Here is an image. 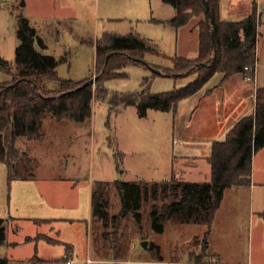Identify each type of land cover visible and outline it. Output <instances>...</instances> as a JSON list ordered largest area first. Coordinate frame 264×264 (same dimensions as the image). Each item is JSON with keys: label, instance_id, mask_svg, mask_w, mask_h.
<instances>
[{"label": "rangeland", "instance_id": "1", "mask_svg": "<svg viewBox=\"0 0 264 264\" xmlns=\"http://www.w3.org/2000/svg\"><path fill=\"white\" fill-rule=\"evenodd\" d=\"M174 12L175 8L162 0H28L26 4L25 0H0V54L11 62L19 44V17H31L30 24L46 43L41 51L56 58L61 77L79 80L91 76L94 88L98 86L96 43L108 41L109 34L139 35L161 53H146L147 64L131 61L115 69L120 75L103 81L107 97L101 98L98 87L95 90L87 122H56L47 117L45 134L40 139L17 137L16 147L37 160L36 177L9 184L6 166L0 162V217L5 218L7 236V243L0 245V257L12 261L37 254L42 262L34 264H67L70 244L68 258L72 264H87L93 233L102 232L101 227L92 223L90 213V187L95 180L108 182L110 211L116 213L121 209V200L115 179L152 182L172 175L194 181L209 179V164L203 155L188 158L196 165H183L186 172L179 177L174 173L173 155L185 143L187 147L198 145L201 149L209 145L224 123L221 114L226 109V91L203 99L202 87L186 103H181L177 112L149 108L145 116L138 113L135 105L110 106L107 102L113 92L140 90L145 78L149 79V91L153 93L184 87L196 78L195 74H156L152 67L164 70L172 66L171 56L197 55L200 17L193 16L189 23L177 28L165 20ZM219 76L211 78L207 86L221 84ZM9 78L0 73V79ZM47 85L53 88L57 82L47 81ZM116 151L122 155L117 156ZM252 172L251 190L235 192L233 188L238 186L229 188L225 190L226 200L234 194L263 200L264 146L253 155ZM149 208V203L142 207V228L131 216L122 221L118 233L128 253L139 249L146 255L143 239L159 241L161 254L169 258H185L189 251H199L206 223L170 221L161 234H155L149 228ZM98 242L102 253L106 246L103 240ZM133 243L137 245L131 250Z\"/></svg>", "mask_w": 264, "mask_h": 264}, {"label": "trees", "instance_id": "2", "mask_svg": "<svg viewBox=\"0 0 264 264\" xmlns=\"http://www.w3.org/2000/svg\"><path fill=\"white\" fill-rule=\"evenodd\" d=\"M162 1L175 8L173 17L166 21L174 27L189 23L193 16L200 17L197 23L198 52L195 57L171 56L172 66L164 70L152 67L156 74L176 77L195 74L196 78L184 87L159 93L149 91V79L145 78L140 90L113 92L107 101L110 106L135 105L141 116H145L149 108L175 113L179 102L200 90L216 72L222 73L220 82L235 73L253 77L257 63L255 47L259 20L256 0L252 2L249 15L240 20L221 18V0ZM17 23L19 44L14 61L0 54V73L10 76L9 79H0V162L6 166L9 183L14 179L36 177L37 160L16 147L17 137L40 139L45 134L44 121L47 117L56 122H87L95 90L98 87L101 98L107 97L103 81L119 76L115 69L131 61L147 64L144 60L146 53L161 55L144 37L133 33L109 34L108 41L96 43L95 83L98 86L94 88L91 76L79 80L61 77L56 58L40 50L46 44L29 19L19 17ZM47 81H56L57 86L50 88ZM263 146L264 86H261L256 90L253 113L236 121L224 139L211 143V152L207 157L210 166L208 180H183L174 175L152 182L115 179L113 183L121 200V209L116 213L110 211L108 182L95 180L91 188L92 223L102 228L100 235L95 231L92 237L97 253L101 251L97 246L98 239H101L106 248L100 255H110L117 261L124 259L128 249L118 233L122 221L131 216L142 228V207L149 203L148 223L155 234H161L170 221L178 224L206 223L207 230L199 251H189L188 257L189 264H207V233L224 192L235 186L250 187L252 158ZM116 155L122 154L116 151ZM4 223L5 219L0 217V245L7 242ZM42 236L39 234V237ZM70 249L69 244L66 260L69 259ZM144 251L149 257L163 258L158 241L149 239ZM0 264H9L8 258L0 257Z\"/></svg>", "mask_w": 264, "mask_h": 264}, {"label": "crops", "instance_id": "3", "mask_svg": "<svg viewBox=\"0 0 264 264\" xmlns=\"http://www.w3.org/2000/svg\"><path fill=\"white\" fill-rule=\"evenodd\" d=\"M26 2H28V0L27 1L25 0V4ZM252 2L253 0H221L220 1L221 18L225 20H240L247 17L251 11ZM256 3L258 7L259 20L257 25V41L255 47L257 63H256L254 75L252 78L248 79L247 76L243 75L242 73H235L221 84L219 83L213 84L212 87L211 85L207 86V82L211 78H213L216 74H220L219 78L222 77V73L216 72L204 84L203 99L205 97H210L219 91H226L227 98L223 105L226 107V109L222 114L216 111L217 112L216 114L218 115L221 114V117L224 118V123H222L223 126L221 127V130L218 131V134H216L213 137V139L210 140L209 145L207 146L205 145L203 149H201L200 147L198 148V145L196 147H191L190 145L189 147H187L188 144L185 143V146L181 149V151L173 155V160L176 162V167H177L174 168V173L178 175V177L180 175H183L184 172H186V170L183 168V165H192V166L196 165V163L194 162L192 163L189 162L188 158H198L203 155V157L207 160V157L210 155L211 152V143L214 140L224 139L227 131L234 125L236 121H238L241 117L245 115H249L253 113L254 111L256 90L258 87L264 86V0H256ZM173 15L171 17H173ZM171 17L165 18V20L167 21ZM26 18H28L29 21L31 20L30 19L31 17H26ZM197 92H195L194 94H196ZM194 94H192L187 98L182 99L179 102L178 107L181 105V103H186L185 101H187ZM209 177H210V166H209ZM180 179L190 180L189 177H181ZM31 180L34 179H14L11 182L31 181ZM261 183H264V180ZM92 184L90 187V207H91ZM251 186H252V174H251L250 187L240 186L239 188H233V187L230 188L235 189L234 190L235 192H238L243 189L245 190V192L246 191L249 192L251 190ZM228 199L229 200L225 199V192H224L221 203L215 212V215L210 225V229L207 233L208 255L206 256L205 261L207 262V264H264V213H263L264 198L263 200H260L258 202L257 200H255V198L252 195L244 196L241 194H234L230 196V198ZM90 213L92 214L91 211ZM10 217L15 218L13 216ZM10 243H14V242H10ZM136 245H137L136 243H133L131 245V250H133L136 247ZM91 249H94V251H92ZM140 251L141 250L139 249L135 252L130 251L127 254V256L124 257V259L117 261L113 259L110 255L108 256L100 255L99 253H97L94 246L91 245V247L88 249V256H87V259L89 258L91 259V261L88 262L86 259V263L87 264H189L190 263L188 256L185 258H169L162 255L163 256L162 259H156L153 257H149L148 254L143 255L140 253ZM33 256L23 259L13 258L12 261H10L9 259L8 260H9V264H14V263L21 264L25 262L28 263L29 261L32 262L33 264L37 262L38 263L42 262L40 261L41 257H39L37 254L36 255L34 254ZM72 263L73 262L69 264Z\"/></svg>", "mask_w": 264, "mask_h": 264}, {"label": "water", "instance_id": "4", "mask_svg": "<svg viewBox=\"0 0 264 264\" xmlns=\"http://www.w3.org/2000/svg\"><path fill=\"white\" fill-rule=\"evenodd\" d=\"M209 8V5H208V2H206V9H208ZM213 40H214V38H213ZM155 70V69H154ZM158 73H160V71L159 70H156ZM141 244H142V246L144 247V248H146L147 247V245H148V240L147 239H143L142 241H141Z\"/></svg>", "mask_w": 264, "mask_h": 264}, {"label": "built area", "instance_id": "5", "mask_svg": "<svg viewBox=\"0 0 264 264\" xmlns=\"http://www.w3.org/2000/svg\"><path fill=\"white\" fill-rule=\"evenodd\" d=\"M247 78H248V79H250V77H249V76H248ZM174 142H177V141H175V140H174ZM87 261H88V262H90V261H91V259H89V258H88V259H87ZM71 262H72V260H67V263H68V264H69V263H71Z\"/></svg>", "mask_w": 264, "mask_h": 264}]
</instances>
